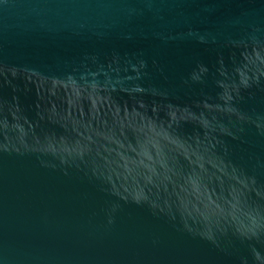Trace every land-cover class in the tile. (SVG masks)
Instances as JSON below:
<instances>
[{"label":"water","instance_id":"95a60500","mask_svg":"<svg viewBox=\"0 0 264 264\" xmlns=\"http://www.w3.org/2000/svg\"><path fill=\"white\" fill-rule=\"evenodd\" d=\"M0 264H264V0H0Z\"/></svg>","mask_w":264,"mask_h":264}]
</instances>
